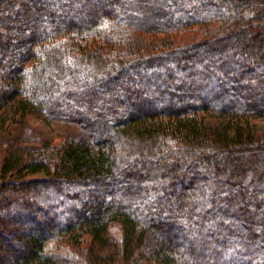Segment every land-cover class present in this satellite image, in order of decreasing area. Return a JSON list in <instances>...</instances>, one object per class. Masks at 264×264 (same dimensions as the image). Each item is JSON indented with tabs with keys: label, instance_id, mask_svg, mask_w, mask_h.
<instances>
[{
	"label": "trees",
	"instance_id": "1",
	"mask_svg": "<svg viewBox=\"0 0 264 264\" xmlns=\"http://www.w3.org/2000/svg\"><path fill=\"white\" fill-rule=\"evenodd\" d=\"M10 109L77 129L0 159V264H264V1L0 0Z\"/></svg>",
	"mask_w": 264,
	"mask_h": 264
},
{
	"label": "rangeland",
	"instance_id": "2",
	"mask_svg": "<svg viewBox=\"0 0 264 264\" xmlns=\"http://www.w3.org/2000/svg\"><path fill=\"white\" fill-rule=\"evenodd\" d=\"M264 1V0H259ZM130 27L129 30H131ZM0 117V159L10 147H14L17 139L27 135H42L55 141H60L65 135L72 133L77 129L76 126L66 124L62 121H47L40 115L29 116L22 119L19 114L13 110H7ZM259 132L264 129V116L253 117L250 120ZM8 147V148H7ZM239 248V247H238Z\"/></svg>",
	"mask_w": 264,
	"mask_h": 264
}]
</instances>
